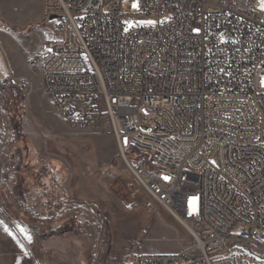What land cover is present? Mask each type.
Instances as JSON below:
<instances>
[{"label": "built area", "instance_id": "built-area-1", "mask_svg": "<svg viewBox=\"0 0 264 264\" xmlns=\"http://www.w3.org/2000/svg\"><path fill=\"white\" fill-rule=\"evenodd\" d=\"M257 1L42 0L57 24L26 70L67 124L106 117L131 181L189 236L135 264H264ZM125 13L155 24L125 28Z\"/></svg>", "mask_w": 264, "mask_h": 264}, {"label": "rangeland", "instance_id": "rangeland-1", "mask_svg": "<svg viewBox=\"0 0 264 264\" xmlns=\"http://www.w3.org/2000/svg\"><path fill=\"white\" fill-rule=\"evenodd\" d=\"M255 8L264 12L259 0ZM56 24L42 0H0V219L20 241L0 248V264H129L183 250L187 232L131 181L106 117L67 124L26 70ZM123 24L155 18L125 13Z\"/></svg>", "mask_w": 264, "mask_h": 264}, {"label": "crops", "instance_id": "crops-1", "mask_svg": "<svg viewBox=\"0 0 264 264\" xmlns=\"http://www.w3.org/2000/svg\"><path fill=\"white\" fill-rule=\"evenodd\" d=\"M59 115V114H58ZM0 248H9L11 246L16 247V244H19V238L17 236H8V233L5 230H2V228L5 225V221L0 219ZM115 246V244H114ZM138 254V253H137ZM135 255H133L132 257H129V259H127L129 261V264H135L134 259H135ZM20 259H22V264H30L31 260L25 259V257H21ZM24 260V261H23Z\"/></svg>", "mask_w": 264, "mask_h": 264}, {"label": "snow or ice", "instance_id": "snow-or-ice-1", "mask_svg": "<svg viewBox=\"0 0 264 264\" xmlns=\"http://www.w3.org/2000/svg\"><path fill=\"white\" fill-rule=\"evenodd\" d=\"M259 3H260V9L261 10H264V0H259ZM133 7H136V5L135 4H133ZM148 23H154V22H152V21H149ZM0 223H2V222H0ZM5 231H7V228H5ZM20 231L22 232V233H24V229H20ZM26 239H31L29 236H26L25 237Z\"/></svg>", "mask_w": 264, "mask_h": 264}, {"label": "trees", "instance_id": "trees-1", "mask_svg": "<svg viewBox=\"0 0 264 264\" xmlns=\"http://www.w3.org/2000/svg\"><path fill=\"white\" fill-rule=\"evenodd\" d=\"M0 92H1V90H0Z\"/></svg>", "mask_w": 264, "mask_h": 264}]
</instances>
